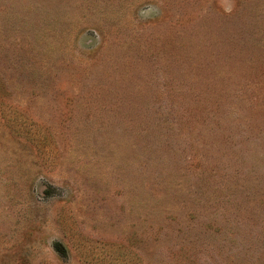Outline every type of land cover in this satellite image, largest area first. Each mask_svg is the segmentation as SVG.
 I'll return each mask as SVG.
<instances>
[{
	"label": "rangeland",
	"instance_id": "obj_1",
	"mask_svg": "<svg viewBox=\"0 0 264 264\" xmlns=\"http://www.w3.org/2000/svg\"><path fill=\"white\" fill-rule=\"evenodd\" d=\"M0 264H264V0H0Z\"/></svg>",
	"mask_w": 264,
	"mask_h": 264
}]
</instances>
